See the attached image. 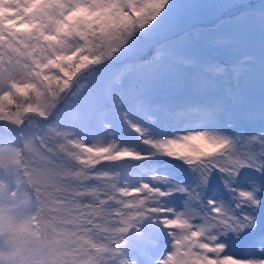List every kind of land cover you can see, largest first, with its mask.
Instances as JSON below:
<instances>
[{
    "label": "snow or ice",
    "instance_id": "snow-or-ice-1",
    "mask_svg": "<svg viewBox=\"0 0 264 264\" xmlns=\"http://www.w3.org/2000/svg\"><path fill=\"white\" fill-rule=\"evenodd\" d=\"M0 176L8 264H264V0H0Z\"/></svg>",
    "mask_w": 264,
    "mask_h": 264
},
{
    "label": "clouds",
    "instance_id": "clouds-1",
    "mask_svg": "<svg viewBox=\"0 0 264 264\" xmlns=\"http://www.w3.org/2000/svg\"><path fill=\"white\" fill-rule=\"evenodd\" d=\"M37 210L31 209L28 211L7 212V215L15 217L14 225L19 227L23 222ZM49 220V216L41 215L42 223L39 226V231L31 238V241L25 243V250L21 254V258L17 260V264H80L84 258L77 254L76 245L70 242V239L65 238L51 228H46L45 223ZM15 232L9 231L7 228L0 234V252L4 253L7 262V254L11 251L14 241Z\"/></svg>",
    "mask_w": 264,
    "mask_h": 264
},
{
    "label": "rangeland",
    "instance_id": "rangeland-1",
    "mask_svg": "<svg viewBox=\"0 0 264 264\" xmlns=\"http://www.w3.org/2000/svg\"><path fill=\"white\" fill-rule=\"evenodd\" d=\"M205 22L212 23L211 20H208ZM202 28H205V27H202ZM225 58L226 57L221 55L217 57V60H223ZM177 115L179 118H183L181 113L178 112ZM9 179L10 177L8 176H0V180L8 181ZM34 208H35L34 204L27 202V199L24 196H21L17 202V207L13 210V212H16V213L20 211L26 212ZM139 241H140V236L134 232L126 238V243L125 245L122 246L124 250L125 258L131 260L133 264H145L144 256L142 254V249L140 247ZM170 250H171L170 245L161 247L158 250H154L151 253L150 264H155L156 260L163 259L164 255H166V253Z\"/></svg>",
    "mask_w": 264,
    "mask_h": 264
}]
</instances>
